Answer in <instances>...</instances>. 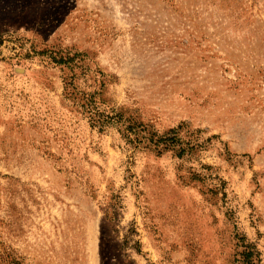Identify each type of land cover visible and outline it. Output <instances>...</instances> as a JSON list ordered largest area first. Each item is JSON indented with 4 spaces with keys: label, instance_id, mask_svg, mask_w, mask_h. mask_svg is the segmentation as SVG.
Returning a JSON list of instances; mask_svg holds the SVG:
<instances>
[{
    "label": "rangeland",
    "instance_id": "rangeland-1",
    "mask_svg": "<svg viewBox=\"0 0 264 264\" xmlns=\"http://www.w3.org/2000/svg\"><path fill=\"white\" fill-rule=\"evenodd\" d=\"M239 238L264 264V0H0V264H238Z\"/></svg>",
    "mask_w": 264,
    "mask_h": 264
},
{
    "label": "trees",
    "instance_id": "trees-1",
    "mask_svg": "<svg viewBox=\"0 0 264 264\" xmlns=\"http://www.w3.org/2000/svg\"><path fill=\"white\" fill-rule=\"evenodd\" d=\"M79 56L81 57V55L75 54L69 58L60 56L55 57L51 54L49 58L56 65L65 66L68 69L70 68L71 75L67 77L66 83L64 84V99L72 101L75 107L81 109L87 115L90 124L97 127L99 132H101L109 123L111 117L102 115L98 112L94 102V93H83L79 91L77 85H75L74 80L76 78L75 75L72 74V70L78 68L81 61ZM124 122L129 123L126 120ZM123 126V139L135 149L139 147L149 149L157 155L167 150L173 151L178 149V157H182L184 154V148L181 146V142L177 137V132L174 130H170L167 134L160 136L148 131L141 125L136 126L130 123L127 126ZM238 241L241 243L239 246L241 251L236 255L238 257L236 262L238 264H260L259 254L255 247L246 244L242 238H239Z\"/></svg>",
    "mask_w": 264,
    "mask_h": 264
}]
</instances>
